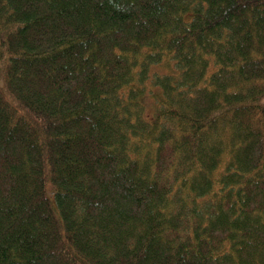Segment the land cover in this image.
I'll return each instance as SVG.
<instances>
[{"label": "trees", "instance_id": "16d2710c", "mask_svg": "<svg viewBox=\"0 0 264 264\" xmlns=\"http://www.w3.org/2000/svg\"><path fill=\"white\" fill-rule=\"evenodd\" d=\"M264 0H0V264H264Z\"/></svg>", "mask_w": 264, "mask_h": 264}, {"label": "rangeland", "instance_id": "374dc122", "mask_svg": "<svg viewBox=\"0 0 264 264\" xmlns=\"http://www.w3.org/2000/svg\"><path fill=\"white\" fill-rule=\"evenodd\" d=\"M259 101L262 105H264V94L260 97Z\"/></svg>", "mask_w": 264, "mask_h": 264}]
</instances>
